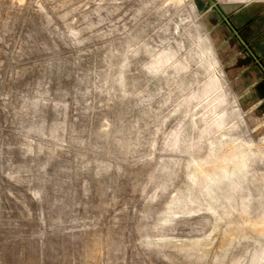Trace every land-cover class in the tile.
<instances>
[{
  "label": "rangeland",
  "instance_id": "rangeland-1",
  "mask_svg": "<svg viewBox=\"0 0 264 264\" xmlns=\"http://www.w3.org/2000/svg\"><path fill=\"white\" fill-rule=\"evenodd\" d=\"M253 59L264 0H0V264H264Z\"/></svg>",
  "mask_w": 264,
  "mask_h": 264
},
{
  "label": "flooded vegetation",
  "instance_id": "flooded-vegetation-1",
  "mask_svg": "<svg viewBox=\"0 0 264 264\" xmlns=\"http://www.w3.org/2000/svg\"><path fill=\"white\" fill-rule=\"evenodd\" d=\"M233 37L242 45V47L246 50L247 48L248 49H251L250 45L246 42L244 36L242 35L241 32L235 30V32H233ZM254 60V59H253ZM255 62V65H256V68H258L259 70H261L262 72H264V64L262 63V61H260V64L258 62ZM262 63V65H261Z\"/></svg>",
  "mask_w": 264,
  "mask_h": 264
}]
</instances>
